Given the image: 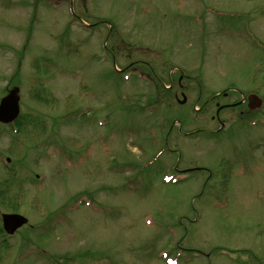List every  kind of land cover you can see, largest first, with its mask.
Masks as SVG:
<instances>
[{"label":"rangeland","instance_id":"1","mask_svg":"<svg viewBox=\"0 0 264 264\" xmlns=\"http://www.w3.org/2000/svg\"><path fill=\"white\" fill-rule=\"evenodd\" d=\"M12 87L41 124L0 125V264H264V107L209 120L264 100V0H0Z\"/></svg>","mask_w":264,"mask_h":264},{"label":"water","instance_id":"2","mask_svg":"<svg viewBox=\"0 0 264 264\" xmlns=\"http://www.w3.org/2000/svg\"><path fill=\"white\" fill-rule=\"evenodd\" d=\"M185 97L183 96V102ZM248 101L252 103L251 109L260 106V100L255 95H250ZM19 96L18 88H13L8 94L0 100V122L11 123L19 113ZM2 225L7 234H13L18 228L27 223V219L20 214L10 213L2 214Z\"/></svg>","mask_w":264,"mask_h":264},{"label":"trees","instance_id":"3","mask_svg":"<svg viewBox=\"0 0 264 264\" xmlns=\"http://www.w3.org/2000/svg\"><path fill=\"white\" fill-rule=\"evenodd\" d=\"M36 64L37 62L34 61V66L36 67ZM34 100L40 102V101H43L44 99L40 96V93H36L34 96H33ZM46 100V99H45ZM48 102H52L51 99H48L46 100ZM37 124L38 126L41 124V121H39L38 118L36 117H26V118H23V117H20L18 119V121L15 122V124L13 125V129L11 130L12 132H21V131H18L22 128H26L28 126H31V125H35ZM43 130V129H42ZM15 176V171H12V172H8L7 173V177L1 181L0 183V201H2V206L5 207V208H11V209H17V204H16V200H17V197H15V191L14 189H12V186H13V183L15 181H13V177ZM14 194H12V192ZM21 194H22V191H21ZM0 233H3V231L1 230L0 228ZM3 236L5 238H8L6 235L3 234ZM50 260H53V256H49L48 257Z\"/></svg>","mask_w":264,"mask_h":264},{"label":"flooded vegetation","instance_id":"4","mask_svg":"<svg viewBox=\"0 0 264 264\" xmlns=\"http://www.w3.org/2000/svg\"><path fill=\"white\" fill-rule=\"evenodd\" d=\"M180 88H182V86L181 85H178ZM180 93H182V92H180ZM176 95V94H175ZM241 100H243L242 101V103H239L238 104V106H236V107H241L242 109L239 111V114H241V115H243V114H245V112H246V110H248V104H247V101L246 100H244V99H240V100H238V101H235V102H233V103H228V104H221V105H219L218 103H215V106H216V109H215V111H214V115H211L210 116V120L213 122V121H217L220 125H223L224 123H223V118L221 117V113L223 112V110H226L227 108L226 107H223V108H221L222 106H231V105H233V104H237L238 102H240ZM236 107H230V108H236ZM248 112H249V110H248ZM247 115H249V113H247ZM212 130H214V132H211V134L212 135H214L215 133H217V131L219 130V128H217V129H212ZM200 131H204V130H191V132L190 133H182L184 136H188V135H190V134H193V133H197V132H200Z\"/></svg>","mask_w":264,"mask_h":264}]
</instances>
